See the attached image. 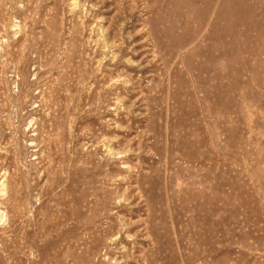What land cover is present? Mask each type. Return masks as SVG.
Instances as JSON below:
<instances>
[{
    "label": "rangeland",
    "instance_id": "obj_1",
    "mask_svg": "<svg viewBox=\"0 0 264 264\" xmlns=\"http://www.w3.org/2000/svg\"><path fill=\"white\" fill-rule=\"evenodd\" d=\"M0 264H264V0H0Z\"/></svg>",
    "mask_w": 264,
    "mask_h": 264
}]
</instances>
